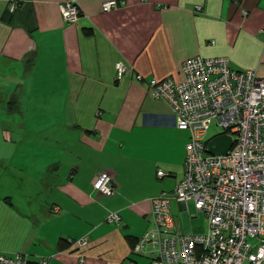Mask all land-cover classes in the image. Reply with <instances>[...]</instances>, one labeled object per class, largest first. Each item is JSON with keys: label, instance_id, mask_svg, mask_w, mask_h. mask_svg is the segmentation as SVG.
<instances>
[{"label": "crops", "instance_id": "0c3cea01", "mask_svg": "<svg viewBox=\"0 0 264 264\" xmlns=\"http://www.w3.org/2000/svg\"><path fill=\"white\" fill-rule=\"evenodd\" d=\"M110 1L122 5L103 12ZM70 3L74 23L59 9ZM194 57L264 81V0H0V253L152 264L134 250L152 228L151 199L183 179L189 137L146 82H179ZM102 172L112 198L93 189ZM189 204L170 201L174 232L204 230Z\"/></svg>", "mask_w": 264, "mask_h": 264}, {"label": "built area", "instance_id": "2783aa9c", "mask_svg": "<svg viewBox=\"0 0 264 264\" xmlns=\"http://www.w3.org/2000/svg\"><path fill=\"white\" fill-rule=\"evenodd\" d=\"M119 5L107 2L102 11ZM16 7L11 3L9 9ZM59 9L66 23L77 21L74 4ZM126 71L124 64H116L118 80ZM180 75L179 82H146L152 98L168 104L175 127L189 139L183 179L171 194L151 199L152 228L134 252L148 256L152 264H264V81L254 72L232 70L226 58L188 59ZM213 125L221 132L208 138ZM223 135L232 139V146L222 155L211 154L208 144ZM157 176L165 174L157 171ZM93 189L108 198L116 194L107 172L97 175ZM171 200L192 203L195 212L205 216L207 232H174ZM107 221L118 223L120 218L112 213ZM47 263L45 258L32 262L20 254L0 253V264Z\"/></svg>", "mask_w": 264, "mask_h": 264}, {"label": "rangeland", "instance_id": "374dc122", "mask_svg": "<svg viewBox=\"0 0 264 264\" xmlns=\"http://www.w3.org/2000/svg\"><path fill=\"white\" fill-rule=\"evenodd\" d=\"M8 95L9 94H0V96L4 97V99L6 100L8 98ZM25 100L27 101L28 98H27V95L25 96L24 94H21V100ZM31 102H34V100H31ZM38 105V103L36 104ZM3 117L2 115H0V125L3 124L2 122L3 121ZM221 132L220 128L216 127L215 125H213L211 128H210V131H209V136L208 138L214 136L215 134H219ZM189 210H190V213L193 215L194 214V207H193V204H189ZM186 216V222H185V226H186V229H189L193 224L190 219H189V215L186 213L184 214ZM195 222H196V226H200V227H204V230L201 232V233H206L207 232V220L205 218V216L203 214H199L197 216V218L194 219Z\"/></svg>", "mask_w": 264, "mask_h": 264}, {"label": "water", "instance_id": "95a60500", "mask_svg": "<svg viewBox=\"0 0 264 264\" xmlns=\"http://www.w3.org/2000/svg\"><path fill=\"white\" fill-rule=\"evenodd\" d=\"M232 146V139L223 135L218 138H215L208 144L209 152L213 155H222L226 153Z\"/></svg>", "mask_w": 264, "mask_h": 264}, {"label": "trees", "instance_id": "16d2710c", "mask_svg": "<svg viewBox=\"0 0 264 264\" xmlns=\"http://www.w3.org/2000/svg\"><path fill=\"white\" fill-rule=\"evenodd\" d=\"M116 2H118V1H116ZM119 3V2H118Z\"/></svg>", "mask_w": 264, "mask_h": 264}]
</instances>
